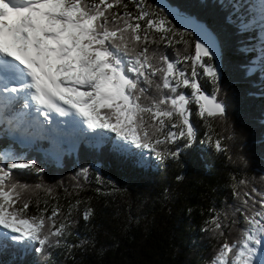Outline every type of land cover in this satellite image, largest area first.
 <instances>
[{"label": "trees", "instance_id": "16d2710c", "mask_svg": "<svg viewBox=\"0 0 264 264\" xmlns=\"http://www.w3.org/2000/svg\"><path fill=\"white\" fill-rule=\"evenodd\" d=\"M253 5L255 0H121L109 10L110 17L136 16L144 10L150 18H167V27L177 34L147 29L156 42L139 48L147 46L157 56L181 60L178 67L189 77L191 60L182 58L194 56L196 37L178 18L192 17L210 27L219 38L222 57L219 62L207 57L205 61L218 62L220 75L216 81L207 75L200 78L203 69L197 66L196 79L225 104L226 112L202 118L198 105L190 103L189 121L196 133L192 145L185 147L183 139L160 145L162 150L179 149V155L159 165L154 154L142 150L150 161L145 166L134 165L129 154L117 149L118 143L126 142L112 132L100 133L101 144L84 139L74 146L44 141L46 150L55 147L56 159L19 145L0 124V152L22 157L23 162L35 161L43 169L12 170V182L28 185L21 193V201L29 202L26 216L47 209L43 213L47 217L58 207V227L71 207L72 221L65 235L57 238L59 246H45L42 252L35 250L38 244L2 242L0 264H210L225 240L241 238L243 217L236 212L241 203L234 192L243 195L253 187L264 192V61L254 67L264 23L256 20ZM140 23L145 29V21ZM154 79L161 82L160 76ZM178 91L191 93L190 88ZM147 95L159 99L154 85ZM177 121V117L166 120L161 139L169 130L179 131L171 128ZM209 137L220 139L226 150L217 152L207 142ZM12 162L18 161H7ZM242 180L246 183L240 184ZM21 206V202L15 205ZM88 209L91 215L85 220ZM214 216L222 225L219 230L211 222Z\"/></svg>", "mask_w": 264, "mask_h": 264}, {"label": "snow or ice", "instance_id": "6c2138e0", "mask_svg": "<svg viewBox=\"0 0 264 264\" xmlns=\"http://www.w3.org/2000/svg\"><path fill=\"white\" fill-rule=\"evenodd\" d=\"M261 2L264 4V0ZM120 3L121 0H0V119L4 108L23 101V108L29 109L34 102L39 106L33 115L35 124H51L50 114L56 113L70 117V124L107 129L126 142L116 145L119 151L129 154L134 165L145 166L150 161L142 150H148L149 156L154 154L159 165L179 155V149L162 150L160 145L178 139L186 141L185 147L192 145L196 133L189 121L190 103L198 105L202 118L223 116L224 104L215 94L202 91L196 79L197 66L213 81L218 79L217 67L205 62L206 57L211 60L216 55L215 42L207 31L200 26L194 28L198 33L194 56L182 58L191 60L189 77L178 67L181 60L157 56L147 46L139 48L140 44L156 42L147 29L177 34L167 27V18H150L144 10L136 16L126 13L110 17L109 10ZM140 21H145V29ZM157 76L161 82L155 81ZM153 85L159 99L147 95ZM181 87L190 88L191 93L178 91ZM77 116L82 120L77 121ZM173 117L178 121L171 123V128L179 131L169 130L161 139L166 120L172 121ZM207 142L217 152L226 150L220 139L212 141L209 137ZM9 159L18 162L7 163ZM23 160L0 152V239L24 247L38 244L35 250L42 252L45 246H59L57 238L63 237L72 223L68 219L71 207L58 227V207L47 217L43 214L47 209L38 216H26L29 202L21 201V193L28 185L12 182V170L43 169L37 168L35 161ZM234 195L241 203L236 209L243 217L241 238L231 243L225 240L210 264H264V192L253 187L251 192ZM18 202L22 203L19 208L15 207ZM90 215L91 209L83 213L85 220ZM217 219L214 216L211 222L219 230L222 225ZM219 234L224 235L223 231Z\"/></svg>", "mask_w": 264, "mask_h": 264}, {"label": "rangeland", "instance_id": "374dc122", "mask_svg": "<svg viewBox=\"0 0 264 264\" xmlns=\"http://www.w3.org/2000/svg\"><path fill=\"white\" fill-rule=\"evenodd\" d=\"M253 13L256 15V20L257 21H259V22H263L264 23V10L263 9H259L257 6H253ZM199 21V20H198ZM210 28V27H209ZM211 29V28H210ZM212 30V29H211ZM213 31V30H212ZM214 32V31H213ZM215 33V32H214ZM216 35V34H215ZM217 36V35H216ZM218 37V36H217ZM261 37V36H260ZM262 37H264V25H263V31H262ZM262 37L260 38V41H259V44L257 45V52H258V55H259V57H258V60L259 61H264V40L262 39ZM219 39V38H218ZM219 43H220V41H219ZM221 47V46H220ZM222 51V50H221ZM219 60L220 59H217L216 58V61H218L219 62ZM253 60V59H252ZM206 63H209V61H205ZM218 62H216V63H211V64H213L214 66H216L217 67V69H218V77H219V75H220V71H219V64H218ZM252 63H254V62H252ZM253 65V64H252ZM205 76H206V74H204V72L202 71V74L200 75V78H205ZM208 92V91H207ZM209 93V92H208ZM17 112V110L15 109V107L13 108V109H11V108H6V109H4V115L6 116L7 115V117L9 116V115H11L12 113H16ZM24 117V116H23ZM84 129H82V131H83ZM53 131V130H52ZM76 135V134H75ZM74 135V136H75ZM73 137V136H72ZM69 140H73L74 142H76V140L78 141V140H80V138H75V139H73V138H71V139H69ZM68 140V141H69ZM258 248H259V246H257ZM256 259V261L258 262V260L260 259V257H256L255 258Z\"/></svg>", "mask_w": 264, "mask_h": 264}, {"label": "water", "instance_id": "95a60500", "mask_svg": "<svg viewBox=\"0 0 264 264\" xmlns=\"http://www.w3.org/2000/svg\"><path fill=\"white\" fill-rule=\"evenodd\" d=\"M178 22L181 24V26H183L187 30H189L192 33H194L196 38L198 36V33L196 31H194V28L196 26H200L201 28L205 29L207 31V33L209 34V36L211 37V39L215 42L216 55L213 58L216 60V58L220 59L222 57V51H221L219 39L215 35V33L206 24H204V23H202L200 21H197L195 18H192V17H189V18H178ZM201 89L205 93H208L204 88H201ZM224 106H225V104H224ZM225 112H226V106H225Z\"/></svg>", "mask_w": 264, "mask_h": 264}, {"label": "bare ground", "instance_id": "6f19581e", "mask_svg": "<svg viewBox=\"0 0 264 264\" xmlns=\"http://www.w3.org/2000/svg\"><path fill=\"white\" fill-rule=\"evenodd\" d=\"M66 118H69V117H66ZM2 120H4V119H2Z\"/></svg>", "mask_w": 264, "mask_h": 264}]
</instances>
